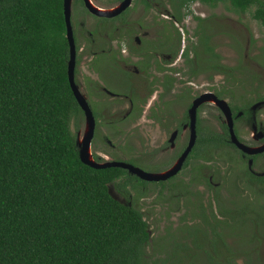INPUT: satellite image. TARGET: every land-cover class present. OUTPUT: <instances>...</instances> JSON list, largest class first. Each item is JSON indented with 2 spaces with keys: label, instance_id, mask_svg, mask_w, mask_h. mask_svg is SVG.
Returning a JSON list of instances; mask_svg holds the SVG:
<instances>
[{
  "label": "flooded vegetation",
  "instance_id": "1",
  "mask_svg": "<svg viewBox=\"0 0 264 264\" xmlns=\"http://www.w3.org/2000/svg\"><path fill=\"white\" fill-rule=\"evenodd\" d=\"M90 1L103 13L91 12L84 0H70L69 5L73 81L91 114L87 122L75 100L80 108L76 121L85 117L81 134L76 133L75 121L76 146L79 148L88 129L87 149L94 161L121 160L152 175L168 171L164 177L145 179L121 167L141 181L139 191L128 189V198L117 192L119 201L127 204L136 206L146 195L141 185H157L159 192L165 187L177 199L191 191L189 185L207 189L211 208L195 212L201 232L211 234L199 212L222 218L219 208L247 198L261 210L263 221L253 225L249 218L254 214L245 213L249 218L244 243L238 240V229L243 227L238 228L237 223L218 227L217 232L227 234L235 264L236 255L242 257L239 263L262 264L264 197L257 201L255 197L264 196V80H259L264 78V36L253 53L247 51L251 38L246 36L245 47L233 63L223 60L216 40L222 34L235 47L240 45L241 37L234 34L242 35V31L237 28L232 34L228 22L221 20L222 11L247 14L264 28L250 14L253 4L241 11L228 0H129L124 6L123 0ZM78 8L83 15L77 14ZM76 15L79 17L74 19ZM86 17L94 19L92 27H84ZM102 20L106 25L100 26ZM80 36L85 40L81 45ZM83 54L88 59L87 72L80 80L77 67ZM129 127L135 130L132 139L126 132ZM213 159L224 165H212ZM227 162L234 168L224 167ZM183 171L190 174L188 180ZM216 177L219 180L214 181ZM222 184L228 196H220ZM242 189L251 195L243 194ZM211 201L215 202L213 209ZM191 225L183 236L205 255L206 245L196 246L189 237ZM169 262L177 261L169 258Z\"/></svg>",
  "mask_w": 264,
  "mask_h": 264
},
{
  "label": "trees",
  "instance_id": "2",
  "mask_svg": "<svg viewBox=\"0 0 264 264\" xmlns=\"http://www.w3.org/2000/svg\"><path fill=\"white\" fill-rule=\"evenodd\" d=\"M228 2L241 11L253 4L250 14L264 26V0ZM66 57L62 0H0V264H144L148 224L107 188L128 198L141 181L121 167L79 160L80 108ZM231 203L218 209L222 218L199 212L213 264H235L218 227H245V213L254 214L253 225L263 221L247 198ZM194 230L189 237L198 246Z\"/></svg>",
  "mask_w": 264,
  "mask_h": 264
},
{
  "label": "rangeland",
  "instance_id": "3",
  "mask_svg": "<svg viewBox=\"0 0 264 264\" xmlns=\"http://www.w3.org/2000/svg\"><path fill=\"white\" fill-rule=\"evenodd\" d=\"M105 1V0H100ZM103 4V3H99ZM78 15H83L80 8L77 9ZM78 15L74 16L79 17ZM221 20L227 21L226 26H228V30L234 34V29L240 28L242 35H237L241 37L239 40V47H235L234 43L229 40V37L222 35L217 37L216 40L219 42V47L221 48L222 58L227 63H233L237 58V54L242 52V49L245 47V37L249 36L251 39L247 42L248 44V52H256L258 45L261 42V38L264 36V28L256 22L254 19L250 18L247 14L237 15L232 11H222L220 13ZM84 27H92L95 23L94 19L90 17H86V20L82 21ZM77 24V22H76ZM101 25H106V21L102 20L99 22ZM232 24V25H231ZM192 23H189L188 27L191 29ZM235 27V28H234ZM238 31V30H237ZM190 32V31H189ZM191 33V32H190ZM84 36V34H83ZM83 36H80L78 40L80 41V45L84 43ZM85 37V36H84ZM80 50V49H79ZM79 50L77 52H79ZM87 56L81 55L80 61L78 63V76L81 80V74H85L87 72ZM247 80V77H246ZM259 80H264L262 76L259 77ZM83 91V90H82ZM122 109V108H121ZM77 126L76 133H80L82 129L85 127V117L77 118ZM133 123V122H132ZM131 124V123H129ZM73 123L71 122V127L73 128ZM128 128V125H125V129ZM127 134H131L130 138H133L135 134V130L133 127H129V130L126 131ZM152 135V133H150ZM114 138L115 136H109ZM120 156H128L129 154H123L121 152H116ZM216 159V158H215ZM212 165L223 166L224 163H221L220 160H217L214 163V159L212 161ZM228 163V165H226ZM224 167L230 168L233 167L231 162H227ZM146 165L145 162L141 166ZM234 168V167H233ZM184 180H188L190 174L186 171L181 173ZM177 176V175H176ZM181 177V176H180ZM218 178H214L216 181ZM219 180V179H218ZM223 185V184H222ZM108 187L110 189L111 194L118 200H121L112 184L109 183ZM141 189H146V195L140 197L137 201L136 206L141 210L147 224L149 230V245L146 246L147 255L145 257L144 264H172L169 262V258L177 261L175 264H213L215 259L207 261L203 251L200 252L199 249L195 248L192 245L191 241L188 237H185V230L189 224H193L194 222H198V216L195 215V212L203 208L206 212L211 208L208 204L210 194L200 188H194V186L189 185V189L191 190L187 195L180 197L179 199L175 198V195L172 194L174 191L170 189L161 190L157 185L147 184L145 186L141 185ZM197 191H200L197 193ZM243 194L251 195L249 190H241ZM220 196H228L227 190L224 185L219 189ZM263 195L258 194L255 197V200H262ZM212 209L215 208V202L211 201ZM256 209V206L254 207ZM191 230H194V225L190 226ZM248 226L245 224V227L239 229L238 233L240 235H244V232L247 231ZM196 231V237L194 241L199 247H202L205 244V236L204 232L200 230ZM182 236V237H181ZM172 240H174L172 242ZM178 243H182V249L177 247ZM205 246V245H204ZM171 252L175 254H171ZM264 253V252H263ZM171 254V255H170ZM189 257V261L188 258ZM242 257L240 255H236L234 261L236 263L241 262ZM261 263L264 264V255L261 260Z\"/></svg>",
  "mask_w": 264,
  "mask_h": 264
},
{
  "label": "water",
  "instance_id": "4",
  "mask_svg": "<svg viewBox=\"0 0 264 264\" xmlns=\"http://www.w3.org/2000/svg\"><path fill=\"white\" fill-rule=\"evenodd\" d=\"M129 0H123L121 5L124 6L128 3ZM85 6L94 13L97 14H102L103 12L98 11V8L96 6H93L89 0H84ZM69 5H70V0H62V12H63V21H64V29H65V38L67 42V48H68V58L66 60V76H67V81L69 84V87L71 89V92L79 104L80 108L84 111V114L86 115V118L88 119L87 122H89V117H91L89 108L87 106V103L84 99L83 94H81L74 81H73V65H74V42H73V37L71 33V25H70V20H69ZM193 107V106H192ZM87 127H91L90 124L88 123ZM88 129L85 131V133L82 135V142L79 145L78 148V158L81 162L89 164L94 167H100V166H106V165H113V166H120L128 170L130 173H134L138 175L141 178L145 179H151V178H157V177H164L168 171L163 172L161 174H150L146 171H143L142 169L138 168L137 166H134L130 163L121 161V160H111V161H104V162H96L92 159L90 152H88L87 149V144H88ZM235 141V139L233 138ZM185 152L181 154V157H183ZM108 192L109 194L114 197L111 192L109 187ZM115 198V197H114Z\"/></svg>",
  "mask_w": 264,
  "mask_h": 264
},
{
  "label": "bare ground",
  "instance_id": "5",
  "mask_svg": "<svg viewBox=\"0 0 264 264\" xmlns=\"http://www.w3.org/2000/svg\"><path fill=\"white\" fill-rule=\"evenodd\" d=\"M90 1V0H89ZM91 2V1H90ZM91 4H93L92 2H91ZM94 5V4H93ZM106 11H110V10H106Z\"/></svg>",
  "mask_w": 264,
  "mask_h": 264
}]
</instances>
